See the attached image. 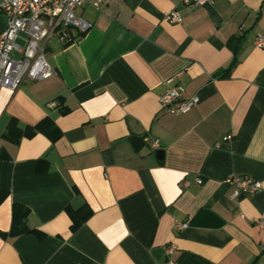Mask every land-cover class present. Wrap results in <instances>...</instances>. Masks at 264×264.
I'll return each instance as SVG.
<instances>
[{"label":"crops","instance_id":"obj_1","mask_svg":"<svg viewBox=\"0 0 264 264\" xmlns=\"http://www.w3.org/2000/svg\"><path fill=\"white\" fill-rule=\"evenodd\" d=\"M175 9L182 21L168 23ZM76 13L91 28L51 38L56 75L0 91V232L21 204L43 234L0 235V264H264V0H112ZM176 87L198 105L162 109ZM46 117L55 142L4 138L12 118ZM232 175L262 188L234 199ZM85 203L93 215L72 232L66 208Z\"/></svg>","mask_w":264,"mask_h":264},{"label":"built area","instance_id":"obj_2","mask_svg":"<svg viewBox=\"0 0 264 264\" xmlns=\"http://www.w3.org/2000/svg\"><path fill=\"white\" fill-rule=\"evenodd\" d=\"M112 0H0V14L6 18L4 31L0 34V91L18 90L26 82H40L56 75V71L46 58L47 47L51 38L58 34L65 37L68 31L83 34L91 24L77 15V10L90 5L99 11ZM184 6H205L212 0H175ZM164 20L176 24L182 21L175 9L167 13ZM255 46L264 51V32L255 38ZM184 89L176 87L165 90L160 103L162 109L174 115L188 112L198 105L199 97L182 100ZM53 106V105H52ZM202 184L201 179H196ZM234 187L231 195L236 199L250 195L262 188L260 181L251 177L232 175L227 180ZM185 186L189 182L184 183ZM264 227V222L260 223ZM180 229L186 224H178ZM173 249L168 250L172 254ZM167 264H175L169 260Z\"/></svg>","mask_w":264,"mask_h":264},{"label":"trees","instance_id":"obj_3","mask_svg":"<svg viewBox=\"0 0 264 264\" xmlns=\"http://www.w3.org/2000/svg\"><path fill=\"white\" fill-rule=\"evenodd\" d=\"M240 40V38H231L228 44L234 48V50H236ZM228 75L229 74H224L223 77ZM61 111L63 114L67 113V111L64 109ZM38 133L44 134L52 142H55L61 137V131L49 117H46L34 126L25 127L20 126L19 121L15 118H12L8 124L7 132L5 133L4 138L14 144H19L23 138H32ZM7 196L8 193L6 191L0 190V204ZM66 211L72 221V232L77 231L93 215L92 209L86 203L77 209L68 206ZM29 214L30 210L27 207L21 204H14L12 210L11 230L7 233L0 232L1 237L8 238L19 236L21 234L36 233L40 238H43V234H41V232L28 228L27 218Z\"/></svg>","mask_w":264,"mask_h":264},{"label":"water","instance_id":"obj_4","mask_svg":"<svg viewBox=\"0 0 264 264\" xmlns=\"http://www.w3.org/2000/svg\"><path fill=\"white\" fill-rule=\"evenodd\" d=\"M76 35H78V33H76ZM161 155H163V152L162 151H159L158 152V156H161ZM161 158V157H160Z\"/></svg>","mask_w":264,"mask_h":264}]
</instances>
